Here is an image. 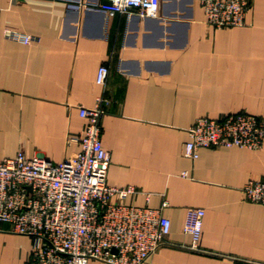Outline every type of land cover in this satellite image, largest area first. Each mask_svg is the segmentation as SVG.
Returning <instances> with one entry per match:
<instances>
[{
    "label": "crops",
    "instance_id": "0c3cea01",
    "mask_svg": "<svg viewBox=\"0 0 264 264\" xmlns=\"http://www.w3.org/2000/svg\"><path fill=\"white\" fill-rule=\"evenodd\" d=\"M69 1L0 0V159L22 150L56 163L75 153L72 137L85 126L79 105L103 96L107 183L134 188L112 199L155 208L167 200L170 232L141 264H264V206L243 193L264 174V139L258 149L184 155L197 117L246 111L264 121V0H251L243 25L222 28L206 22L198 0H160L155 17ZM100 64L109 67L104 84ZM190 207L204 210L195 246L183 231ZM31 246L0 222V264H31Z\"/></svg>",
    "mask_w": 264,
    "mask_h": 264
},
{
    "label": "built area",
    "instance_id": "2783aa9c",
    "mask_svg": "<svg viewBox=\"0 0 264 264\" xmlns=\"http://www.w3.org/2000/svg\"><path fill=\"white\" fill-rule=\"evenodd\" d=\"M206 22L216 28L245 22L251 0H198ZM160 0H70L68 7L111 15L155 17ZM8 36L29 43L30 34L9 30ZM109 72L100 64L96 82L104 84ZM103 96L93 106L79 105L83 130L72 137L79 149L53 163L40 154L22 150L0 159V222L32 239L31 264H88L97 259L108 264H141L164 243L171 221L160 207L114 201L134 192L132 187L107 183L109 156L101 141ZM184 155L192 160L204 147L258 149L264 139V121L246 111L219 118L197 117L187 129ZM186 175V172H183ZM246 200L264 206V174L243 186ZM203 208L187 209L183 231L191 246L201 236Z\"/></svg>",
    "mask_w": 264,
    "mask_h": 264
}]
</instances>
